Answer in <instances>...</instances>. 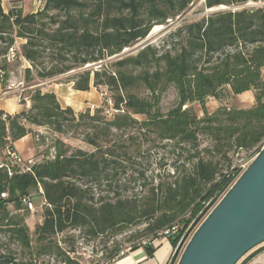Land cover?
Here are the masks:
<instances>
[{
  "label": "trees",
  "instance_id": "1",
  "mask_svg": "<svg viewBox=\"0 0 264 264\" xmlns=\"http://www.w3.org/2000/svg\"><path fill=\"white\" fill-rule=\"evenodd\" d=\"M192 2L45 0L41 10L27 14L20 9L5 12L0 6L1 87L9 80L6 60L11 51L15 59L29 64L24 69L25 87L74 71L73 90L106 88L112 111L108 114L105 103L93 114L86 110L76 115L71 107H62L53 92H42L40 87L24 91L28 109L13 115L0 110V152L4 155L0 232L10 241L30 247L27 226L11 213H28L22 197H32L33 191L38 194V187L45 205L42 224L36 229L41 243L38 256L53 255L61 264H80L53 240L68 229L98 237L144 223L145 229L135 239H157V233L175 225L181 234L239 177V168L228 167L224 172L212 156L229 162L230 152L258 153L264 142V6L218 11L185 22L168 34L167 49L148 45L134 55L119 56L154 26L178 17ZM248 3L264 4V0H204V7ZM97 63L103 65L84 69ZM170 86L176 90L177 105L163 114L160 98ZM140 87L148 92L146 97L134 92ZM245 92H253L251 107L205 112L207 99L222 100ZM21 98L20 105L25 106ZM193 104L201 106L202 118ZM27 125L61 135L83 128V141L94 150L68 154L57 142L52 159L38 162L32 158L30 166L15 164L7 151L15 152L13 144L31 133ZM200 136L211 142L208 159L200 155ZM156 142L170 143L185 152L189 168L184 165L158 181L148 177L145 169H134L131 161L143 145ZM126 166L133 168L129 175ZM87 183L91 188L102 183L114 187V196L94 201ZM127 186H136L143 194L125 196ZM180 234L168 238L174 247ZM138 246L141 243L131 250ZM145 248L152 253V243ZM119 254L115 248L109 259ZM0 264L33 263L18 262L0 252Z\"/></svg>",
  "mask_w": 264,
  "mask_h": 264
},
{
  "label": "rangeland",
  "instance_id": "2",
  "mask_svg": "<svg viewBox=\"0 0 264 264\" xmlns=\"http://www.w3.org/2000/svg\"><path fill=\"white\" fill-rule=\"evenodd\" d=\"M264 6L263 3H248L243 6H236L232 8L225 7V10H221L220 7L213 9H206L204 7V0H193L189 7L178 17L174 19H169L164 25L154 26L148 35L134 44L131 48L127 49L124 55H134L142 48L150 45L156 47L157 49H167L169 47L168 42H165L168 34L184 24L185 22H193L207 17L208 15L218 12L226 11L229 9H241V8H255ZM121 56V55H119ZM119 56L117 58H119ZM114 58V59H117ZM1 61V58H0ZM7 71L9 75V80L5 88L0 85V101L11 103L17 102L20 104L22 100L25 101V106L23 109H28V97L27 92L29 89L40 87L42 92H53L62 107H67L65 103H69L74 113L78 115L86 110H89L91 114L105 104V109L108 114H111V104L109 102V97L111 93L104 87L91 88L89 92L79 93L73 90V84L70 82L71 76L76 72H70L68 74L60 75L47 79L44 81H37L29 87L24 85V69L29 67V64L23 59H15L13 53L10 51L7 57ZM113 61V60H112ZM103 63V62H102ZM103 64H90L86 65L84 69H97ZM89 66V67H88ZM88 67V68H87ZM138 71H135L136 74ZM1 82V76H0ZM140 97H146L148 92L140 87L134 91ZM254 104L253 92H245L241 95L232 96L226 95L222 100H215L209 98L206 100L204 109L209 115L214 113L217 109L223 107L226 109H244L249 108ZM109 105V106H106ZM177 105V93L174 87L170 86L161 95L160 98V109L163 114H166L172 108ZM30 106V103H29ZM28 107V108H27ZM195 113L199 118H202L203 111L200 105H192ZM31 133L28 135V152L31 154V159L41 162L47 159H52L56 153L55 146L59 142L63 145L57 146L59 148L67 149L68 154L75 152L76 150H81L87 153L93 152L94 148L83 141L82 133L83 128H81L77 133H69L66 135L56 134L46 127H36L31 126ZM200 155L206 159L210 158L211 155L208 154L207 149L210 148L211 142L205 136H200ZM162 142L159 144L146 143L141 148V152L135 155L134 159L131 161L134 163L135 168L145 169L146 175L148 177H153L156 181L159 179H165L173 175L175 169H182L185 167L188 169L187 165V155L182 152L179 148L173 146L170 143ZM3 153L0 152V163L3 161ZM214 161H220V169L224 172L228 170V167L239 168L240 172L243 170V166L246 170L255 157V153L240 151L237 153L230 152L228 157L229 162L221 158L220 156H212ZM127 175L133 171L131 166H126ZM242 175V174H241ZM240 175V176H241ZM239 176V177H240ZM238 177V178H239ZM237 178V179H238ZM236 179V180H237ZM78 184L84 185L82 181H77ZM233 185V184H232ZM87 189H90L91 194L94 197V201L98 198L104 197L110 199L114 196V187H108L105 183L100 184L97 187H90V184H86ZM124 190L123 195L128 197H135L136 195H141L143 192L135 187L127 186ZM219 197L209 206H206V210L192 223L193 226L198 224L204 217L203 214L213 209L217 204ZM32 206L33 209L29 210L28 213L24 211L12 212L11 215L15 216L16 219H23L24 224L28 228V235L30 239V247L24 248L17 243L10 241L6 233L0 232V252L6 255H12L15 261L18 262H31L33 264H61L59 258L53 255L49 256H38V251L41 248V243L37 240L36 229L42 224L43 212L45 209L44 201L41 196L32 192ZM12 210V208H10ZM146 225L140 224L138 226H132L125 228L124 230L117 232H107L101 234L98 237H93L90 233L85 230L79 229H68L62 234L56 235L53 240L57 241L58 246L64 251L70 254V257L77 259L80 264H109L111 259H109V253L117 248L120 253L131 249L134 245L142 243L143 241L150 240L148 237H140L135 239L141 232L145 229ZM253 251V250H252ZM251 251V252H252ZM251 252L245 255L237 264H240ZM120 255V254H119Z\"/></svg>",
  "mask_w": 264,
  "mask_h": 264
},
{
  "label": "water",
  "instance_id": "3",
  "mask_svg": "<svg viewBox=\"0 0 264 264\" xmlns=\"http://www.w3.org/2000/svg\"><path fill=\"white\" fill-rule=\"evenodd\" d=\"M263 244L264 148L202 222L177 264H237Z\"/></svg>",
  "mask_w": 264,
  "mask_h": 264
},
{
  "label": "crops",
  "instance_id": "4",
  "mask_svg": "<svg viewBox=\"0 0 264 264\" xmlns=\"http://www.w3.org/2000/svg\"><path fill=\"white\" fill-rule=\"evenodd\" d=\"M44 3L45 0H0V6L5 12L11 9H20L24 14L36 13L43 8ZM65 105L71 106L69 103H65ZM0 110L5 114L13 115L20 112L22 106L13 101L11 103L0 101ZM30 127L31 125H27L28 129ZM28 140V136H26L13 144L15 152L23 160L31 159V154L27 150ZM152 246L153 251L151 254L147 253L145 245H141L133 250H125L123 255L116 257L110 264H168L174 249L172 240L160 238ZM243 262L244 264H264V244L255 248L241 263Z\"/></svg>",
  "mask_w": 264,
  "mask_h": 264
},
{
  "label": "built area",
  "instance_id": "5",
  "mask_svg": "<svg viewBox=\"0 0 264 264\" xmlns=\"http://www.w3.org/2000/svg\"><path fill=\"white\" fill-rule=\"evenodd\" d=\"M263 148H264V142L262 143V145H261V147H260L258 153L255 154V157L259 154V152H260ZM7 155H8L9 158L12 160V162L15 163V164L26 163V164L29 165V166L33 164L32 159L23 160V159H22V158H21L16 152L7 151ZM255 157H254V158H255ZM241 169H243V170L241 171V173L239 174V176H240L241 174H243L244 171H245V169H244L243 166L241 167ZM27 170H28V168H27ZM9 175H11V174L9 173ZM238 179H239V178H238ZM238 179H237V180H238ZM237 180H236V181H237ZM236 181H235V182H236ZM235 182H234V183H235ZM234 183H233V185H234ZM233 185H231V186L229 187V189H230ZM229 189H228L225 193H223L222 195H220V197H219V199H218V201H217V204H218V203L221 201V199L226 195V193L229 191ZM38 195L41 196V197H42V195H43L42 189H41L40 187H38ZM1 197L4 198L5 195L2 194ZM22 201H23L24 203L27 204L29 210H32V209H33L32 201H31V197H30V196H23V197H22ZM217 204H216V205H217ZM216 205H215V206H216ZM215 206H214V208H215ZM214 208H213V209H214ZM213 209H210L208 212H206L205 214H203L204 217L201 219V221H200L198 224H196V225L193 226V224H192L193 222H192V223H191V224H190V225H189V226H188V227H187V228H186L181 234H180V232H179V231H180L179 227H178L177 225H175V226H172V227H170V228H168V229H165V230H163V231L157 233V239L143 241V242L141 243V245H146V244H148V243H152V244H154V243L158 240V238H159V239H160V238H171V237H173V236H175V235H179V234H180V237H179V239H178V241H177V243H176V246L174 247V249H173V251H172V254H171L170 260H169V262H168V264H177L178 261H179V259H180V256L182 255L184 249L186 248V246H187L188 243L190 242L191 238L193 237V235L195 234V232L197 231V229L199 228V226L202 224V222L206 219V217L211 213V211H212ZM128 250H129V249H128ZM124 252H125V251L121 252L120 255H123ZM109 264H110V263H109Z\"/></svg>",
  "mask_w": 264,
  "mask_h": 264
},
{
  "label": "bare ground",
  "instance_id": "6",
  "mask_svg": "<svg viewBox=\"0 0 264 264\" xmlns=\"http://www.w3.org/2000/svg\"><path fill=\"white\" fill-rule=\"evenodd\" d=\"M157 29L159 28V26L156 27Z\"/></svg>",
  "mask_w": 264,
  "mask_h": 264
}]
</instances>
